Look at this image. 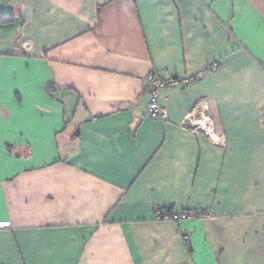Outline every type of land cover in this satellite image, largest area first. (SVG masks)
I'll return each mask as SVG.
<instances>
[{
  "label": "crops",
  "instance_id": "1",
  "mask_svg": "<svg viewBox=\"0 0 264 264\" xmlns=\"http://www.w3.org/2000/svg\"><path fill=\"white\" fill-rule=\"evenodd\" d=\"M0 264H264V0H0Z\"/></svg>",
  "mask_w": 264,
  "mask_h": 264
},
{
  "label": "built area",
  "instance_id": "2",
  "mask_svg": "<svg viewBox=\"0 0 264 264\" xmlns=\"http://www.w3.org/2000/svg\"><path fill=\"white\" fill-rule=\"evenodd\" d=\"M218 68V62H213L206 68L186 75L182 78L173 77L169 74L160 75L155 72H150L144 77V81L148 86L149 99L146 102L147 115L152 119L165 121L167 119V111L164 106L160 104V90L164 87L180 86L185 87L196 80L200 79L207 71H215ZM191 124L196 129H200L201 133L206 136H213V122L210 117L209 109L205 104H200L188 117ZM209 132V135H207ZM210 217L208 211L200 210H186V211H173L164 208L156 207L154 211V219L157 221H172L178 222L181 220H191ZM184 243H188V236L183 235Z\"/></svg>",
  "mask_w": 264,
  "mask_h": 264
},
{
  "label": "trees",
  "instance_id": "3",
  "mask_svg": "<svg viewBox=\"0 0 264 264\" xmlns=\"http://www.w3.org/2000/svg\"><path fill=\"white\" fill-rule=\"evenodd\" d=\"M165 209V208H164ZM168 210H171V209H168ZM183 211H186V210H183ZM200 211H203V210H200Z\"/></svg>",
  "mask_w": 264,
  "mask_h": 264
},
{
  "label": "rangeland",
  "instance_id": "4",
  "mask_svg": "<svg viewBox=\"0 0 264 264\" xmlns=\"http://www.w3.org/2000/svg\"><path fill=\"white\" fill-rule=\"evenodd\" d=\"M198 130H200V129H198ZM201 131V130H200Z\"/></svg>",
  "mask_w": 264,
  "mask_h": 264
}]
</instances>
